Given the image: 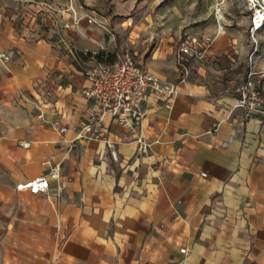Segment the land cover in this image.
Here are the masks:
<instances>
[{
  "label": "crops",
  "instance_id": "1",
  "mask_svg": "<svg viewBox=\"0 0 264 264\" xmlns=\"http://www.w3.org/2000/svg\"><path fill=\"white\" fill-rule=\"evenodd\" d=\"M72 5L80 24L64 38L33 41L0 18V54L11 56L0 59V264H264V116L228 119L250 71L247 36H218L188 77L171 47L140 58L179 86L171 106L148 99L140 134L153 143L149 156L107 118L117 162L104 141L83 142L65 162L62 192L56 182L50 193L17 190L48 173L46 159L61 157L52 122L68 126L72 139L88 116L82 57L125 53ZM65 18L74 23L71 13ZM256 39L261 71L264 28Z\"/></svg>",
  "mask_w": 264,
  "mask_h": 264
},
{
  "label": "built area",
  "instance_id": "2",
  "mask_svg": "<svg viewBox=\"0 0 264 264\" xmlns=\"http://www.w3.org/2000/svg\"><path fill=\"white\" fill-rule=\"evenodd\" d=\"M254 8L252 13L251 37L255 49L249 57L250 71L247 73L245 81L238 89V96L230 110L228 119L234 114H240L243 119L242 124L251 118L264 116V92L261 88L264 81V70L256 71L255 55L259 51L256 34L264 28V0H250ZM73 0H69L66 12L72 14L73 24L66 23V28H78L80 17L75 8ZM86 22L89 25L98 24L93 16H87ZM100 27L104 28L102 24ZM216 35H201L199 33H186L181 37L178 44L176 63L184 77L190 75V66L196 62H203L219 35L222 34L219 26ZM0 59L7 63L11 60L9 54H0ZM89 67L85 70L84 77L89 82V86L83 90V94L88 101L89 113L81 126L75 128V136L66 139L67 133L71 130L60 120H54L52 125L61 136L59 141V153L61 157L49 158L43 165L49 169L48 173L36 180L25 182L17 186L18 191H29L31 194L50 193L51 184L57 183V192L63 190L62 178L64 175V165L72 152L83 142L104 141L112 152L114 161H118L116 143L105 136V121L111 118L124 129L126 128L134 137V142L138 146L139 154L149 156L153 148V143L140 134L144 126V121L148 115V99L155 95L158 99L171 106L174 99L179 95V86L165 82L156 74L150 72L141 64L137 63L135 56L126 51L119 56L114 64H103L96 61L92 56ZM184 81V80H183ZM38 118L44 119L41 113ZM191 136L183 134L182 138ZM30 143H25L29 147ZM206 177V174H202ZM182 254H187V250H180Z\"/></svg>",
  "mask_w": 264,
  "mask_h": 264
},
{
  "label": "rangeland",
  "instance_id": "3",
  "mask_svg": "<svg viewBox=\"0 0 264 264\" xmlns=\"http://www.w3.org/2000/svg\"><path fill=\"white\" fill-rule=\"evenodd\" d=\"M73 2L83 7L87 16L94 15L98 24L90 26L99 29L112 40V47L116 40V47L123 48L124 52L130 50L133 55L137 54L136 61L139 64L140 58L147 53L151 54L166 47L173 48L177 58V45L186 33L216 35L221 26V35L225 33L252 39L250 29L254 8L250 0H73ZM67 3L69 0H0V18L10 19L17 25L19 32L26 34L33 41L50 36L56 39L64 38L63 34L67 29L65 20L68 13ZM96 53L88 52L85 56L92 57ZM101 53H105V58L110 54ZM82 59L88 61L82 64L84 75L91 58ZM25 202L32 203V200L27 197ZM19 205L20 202L17 203V207ZM14 220L16 225L17 221H21L18 218ZM5 221L0 220V224H5Z\"/></svg>",
  "mask_w": 264,
  "mask_h": 264
},
{
  "label": "trees",
  "instance_id": "4",
  "mask_svg": "<svg viewBox=\"0 0 264 264\" xmlns=\"http://www.w3.org/2000/svg\"><path fill=\"white\" fill-rule=\"evenodd\" d=\"M92 56V54H91ZM95 59L97 62L99 63H103V64H114L116 61H117V55L116 54H108V56L105 58V53H99V54H96L95 56ZM86 59H89L91 58L90 55L89 56H85Z\"/></svg>",
  "mask_w": 264,
  "mask_h": 264
},
{
  "label": "bare ground",
  "instance_id": "5",
  "mask_svg": "<svg viewBox=\"0 0 264 264\" xmlns=\"http://www.w3.org/2000/svg\"><path fill=\"white\" fill-rule=\"evenodd\" d=\"M261 2H262V0H261ZM263 3V5H264V2H262Z\"/></svg>",
  "mask_w": 264,
  "mask_h": 264
}]
</instances>
